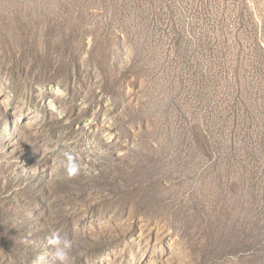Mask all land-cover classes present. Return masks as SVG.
<instances>
[{"label": "rangeland", "instance_id": "1", "mask_svg": "<svg viewBox=\"0 0 264 264\" xmlns=\"http://www.w3.org/2000/svg\"><path fill=\"white\" fill-rule=\"evenodd\" d=\"M53 232L264 264V0H0V264H58Z\"/></svg>", "mask_w": 264, "mask_h": 264}, {"label": "clouds", "instance_id": "2", "mask_svg": "<svg viewBox=\"0 0 264 264\" xmlns=\"http://www.w3.org/2000/svg\"><path fill=\"white\" fill-rule=\"evenodd\" d=\"M69 162H71L72 157H68ZM67 175L71 178L78 174L79 165L69 163L65 165ZM49 243L53 245L54 252L53 256L58 261V264H71V257L69 251L72 249V241L68 239L61 240V236L58 232H53Z\"/></svg>", "mask_w": 264, "mask_h": 264}]
</instances>
